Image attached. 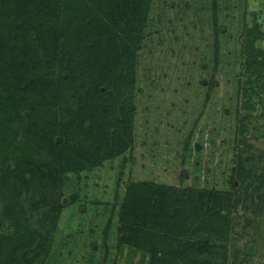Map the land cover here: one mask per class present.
<instances>
[{
    "label": "rangeland",
    "instance_id": "374dc122",
    "mask_svg": "<svg viewBox=\"0 0 264 264\" xmlns=\"http://www.w3.org/2000/svg\"><path fill=\"white\" fill-rule=\"evenodd\" d=\"M214 1H153L132 97L133 145L68 186L24 192L17 218L0 201V239L12 238L18 224L45 238L34 235L33 245L45 264H146L120 247L119 216L130 186L147 183L176 199L194 194V206L205 205L199 192L228 202L223 212L209 209L222 234L201 261L264 264V87L242 69L248 30L260 27L264 37V0H217V12ZM196 143L208 147L195 156Z\"/></svg>",
    "mask_w": 264,
    "mask_h": 264
},
{
    "label": "trees",
    "instance_id": "16d2710c",
    "mask_svg": "<svg viewBox=\"0 0 264 264\" xmlns=\"http://www.w3.org/2000/svg\"><path fill=\"white\" fill-rule=\"evenodd\" d=\"M153 1L0 0V201L6 214L17 218L25 211L18 199L24 192L68 186L131 148L132 97ZM214 7L217 12V0ZM263 38L260 27L249 29L242 51V69L260 87ZM129 189L119 216L120 247L139 252L146 264H208L201 258L222 234L209 209L229 206L222 195L193 192L205 202L194 206V194L176 199L166 187L147 183ZM29 230L17 224L12 238L0 239V264L46 263L33 256L34 235L45 238Z\"/></svg>",
    "mask_w": 264,
    "mask_h": 264
},
{
    "label": "flooded vegetation",
    "instance_id": "af4514ba",
    "mask_svg": "<svg viewBox=\"0 0 264 264\" xmlns=\"http://www.w3.org/2000/svg\"><path fill=\"white\" fill-rule=\"evenodd\" d=\"M203 147H208V145L203 144L202 146H200L198 143L194 144V145H193L194 155L196 156L197 153H198V151L202 152V151L204 150ZM191 154H192V153H191ZM127 185H128V184H127ZM235 185H237V184H236L235 181H233V183H232L233 188L235 187ZM82 209H83V208H82Z\"/></svg>",
    "mask_w": 264,
    "mask_h": 264
}]
</instances>
